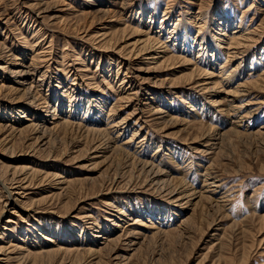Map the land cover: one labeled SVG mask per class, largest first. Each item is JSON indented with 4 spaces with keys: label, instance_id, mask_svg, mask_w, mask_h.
Here are the masks:
<instances>
[{
    "label": "rangeland",
    "instance_id": "374dc122",
    "mask_svg": "<svg viewBox=\"0 0 264 264\" xmlns=\"http://www.w3.org/2000/svg\"><path fill=\"white\" fill-rule=\"evenodd\" d=\"M0 247L264 264V0H0Z\"/></svg>",
    "mask_w": 264,
    "mask_h": 264
},
{
    "label": "bare ground",
    "instance_id": "6f19581e",
    "mask_svg": "<svg viewBox=\"0 0 264 264\" xmlns=\"http://www.w3.org/2000/svg\"><path fill=\"white\" fill-rule=\"evenodd\" d=\"M185 37V36H184ZM187 40H186V38L184 39V42H183V46L186 48V47H188V43L186 42ZM186 42V43H185ZM127 100H128V98H126ZM66 124H69V123H66ZM118 126V125H117ZM216 136V135H215ZM215 136H213V139H211V141L213 140L214 142H212L210 145H212V146H214V145H217L216 143H215V141H216V137ZM144 167V166H143ZM25 179L23 178L22 180H19L18 182H16V184H19L17 187H13L14 188V190H20V189H25L23 186H22V182L24 181ZM205 182H207V180L205 181ZM13 185V184H12ZM211 186V185H210ZM171 192H173V191H171ZM9 194L11 195V193L9 192ZM18 197H21L19 194L20 193H15ZM13 195H14V193H13ZM6 204H8V201H6ZM122 214H124V213H122ZM117 225V224H116ZM115 225V226H116ZM118 226V225H117ZM96 238V237H95ZM92 246V245H91ZM3 251H4V249L3 248H1L0 247V255L3 253ZM1 262H3V260H2V258L0 257V263Z\"/></svg>",
    "mask_w": 264,
    "mask_h": 264
}]
</instances>
